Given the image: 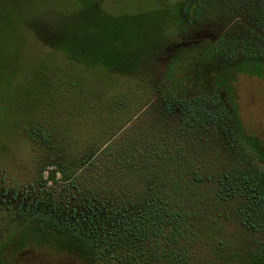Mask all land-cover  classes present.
<instances>
[{"label": "rangeland", "instance_id": "374dc122", "mask_svg": "<svg viewBox=\"0 0 264 264\" xmlns=\"http://www.w3.org/2000/svg\"><path fill=\"white\" fill-rule=\"evenodd\" d=\"M238 128L264 146V0H0V264H79L12 219L105 239L104 211L172 187L201 264H250L264 161Z\"/></svg>", "mask_w": 264, "mask_h": 264}, {"label": "trees", "instance_id": "16d2710c", "mask_svg": "<svg viewBox=\"0 0 264 264\" xmlns=\"http://www.w3.org/2000/svg\"><path fill=\"white\" fill-rule=\"evenodd\" d=\"M236 124L239 125L237 120ZM238 135L247 148L243 154L253 155L251 160L255 165L258 163L257 159L263 162L264 146L260 140L241 134L239 128ZM87 159L89 158L85 160ZM254 170L253 181L258 184L264 180V171H258L256 168ZM180 189L181 187H172L165 197L158 196L155 190L153 196H146L139 203H129L126 209L133 210L127 214L120 209H117L118 213L104 211L103 218L107 226L101 228L105 231V239L98 238L99 234L95 235L94 231L86 232L78 225L56 220L55 227L47 228L48 231L41 229L42 219L39 217L33 218L30 221L32 224L23 215L12 221L29 223L28 229L32 231L35 239L40 240V244L45 237L55 235V241L65 242L74 250L73 256L79 264H201V247H209L205 241L199 243V233L202 222L205 221L198 211L202 203L199 198L183 195L184 192H180ZM190 189L188 187V191H191ZM256 199L259 201V210L264 213L263 191ZM205 217L213 220L211 215ZM223 248L220 243V252ZM206 254L212 259L209 264H216L218 254ZM252 256L250 264H264V245Z\"/></svg>", "mask_w": 264, "mask_h": 264}]
</instances>
